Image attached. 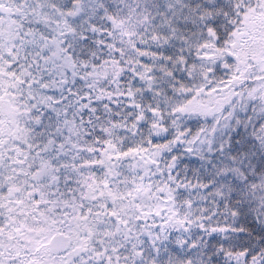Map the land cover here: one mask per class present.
<instances>
[{"label": "snow or ice", "instance_id": "snow-or-ice-1", "mask_svg": "<svg viewBox=\"0 0 264 264\" xmlns=\"http://www.w3.org/2000/svg\"><path fill=\"white\" fill-rule=\"evenodd\" d=\"M0 264H264V0H0Z\"/></svg>", "mask_w": 264, "mask_h": 264}]
</instances>
